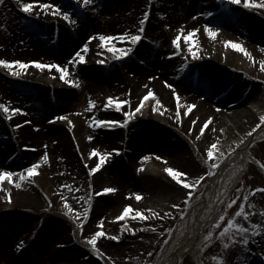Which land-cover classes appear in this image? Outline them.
<instances>
[{
    "label": "bare ground",
    "instance_id": "obj_1",
    "mask_svg": "<svg viewBox=\"0 0 264 264\" xmlns=\"http://www.w3.org/2000/svg\"><path fill=\"white\" fill-rule=\"evenodd\" d=\"M59 1L62 2L63 11L69 10V1ZM119 1L121 2L106 10L108 16L112 17L107 26L112 31L111 36L118 37L122 33L137 34L142 27L140 21L144 20L143 11L139 13L138 10L139 2ZM76 2L80 3L82 0ZM254 2L257 5H264V0H254ZM6 3L7 10L3 18L12 22L7 27V34L0 39V44L5 49L3 51L23 56L21 59L12 60L56 64L59 56L67 57L68 50L78 43L69 35L66 41L68 22L61 15H53L52 11L44 10L38 5V8L31 13L21 16L17 14L12 3ZM18 5L22 8L21 0ZM157 12L162 13L163 16L164 12L168 13L166 19L162 21L166 23L167 28H163L160 32L166 44L168 40L165 36L167 37L168 30L176 27L175 18L169 14L168 6L162 7L154 3L149 10L150 17L147 23L146 21L144 23L145 29L141 36L146 39L153 33L159 21L156 18ZM34 13L40 19L51 21L40 23L37 18L30 17ZM212 13L216 14L209 16ZM258 13L264 15V7H244L243 3L236 5L229 0H188L184 4V13L180 21L184 24V30L180 35L179 47L173 46L167 50L164 46L148 48L142 39L134 48L130 42L116 39L115 44L118 47H131L132 52L123 60H116L109 66L103 67L110 72L117 68L112 80L104 84L97 81L86 83L81 79L83 73L79 74V72L93 73V70L98 72L99 69L93 65L95 49L88 45V49L85 50L84 45L87 43H82L78 52L85 56V61L78 62L79 57L76 53L71 55L73 62H76V66L71 71L78 76L76 78L71 74L68 79L76 83L78 79L80 84H83L80 97L83 96L82 107L85 108L86 121L75 118L71 112L72 85L62 80L55 68L40 70L30 65L19 76L12 75V77L5 74L8 72L7 69L1 68L0 98L4 97L2 94L6 96V91L3 93L4 87H10L9 90L15 89L24 98L21 97L23 100L14 105L8 99H3L0 103L9 108L22 110L20 113H6L0 109V133L8 128L12 132L0 139V169L8 167L15 170L14 180L21 183L19 174L26 172L19 171L18 165L25 164L29 168L33 164H39V168L32 182L26 180L17 187L15 183L6 180L0 186L4 198V202H0V264H19V258L20 264H58L54 260L58 255L62 261H65L64 264H71L70 258L80 257L79 254L84 251L91 256H100L98 252L85 245L81 239V229L76 227L72 220V214L81 211L78 209V198L80 199L79 193L85 182L77 153L85 165L88 160V156L85 155L89 152V146H95L100 153L109 154L100 169L108 167L109 187L114 191L106 193L108 197L96 199L92 203L87 226L96 228V231L105 228L103 229L105 233L109 231L117 236L132 235L141 231L143 224L135 220V213L139 211L145 214L142 211L144 205L156 201V198L161 196L158 190L175 182L176 179L166 171L168 167L187 172L188 175L193 174V169L178 165L172 160V157L177 155L188 154L186 135L189 134L193 139L200 138L206 150L212 144L216 145L213 157L207 159L222 161V154L226 155L229 151L236 153L237 156L247 155L250 145L256 142L264 132V128L257 127L261 120L256 114L243 108L245 101L255 95V88L243 90L246 91L243 97L235 98V95L241 88H246L249 81H259L264 84V68L261 67L264 63V17L259 16ZM18 17L20 18L17 20ZM14 20L20 26L32 30L46 42L55 34H58L59 41L63 42L60 47L52 46V43L50 44L52 47H44V45L38 46L26 37L21 48L17 44L21 29H16ZM206 26L217 32L215 38L207 34ZM84 29L83 25L77 27L80 33ZM193 29L199 31L189 40L188 33ZM82 41L80 38V42ZM226 41L241 44L251 54V58L231 46H226ZM189 47L196 51V58H193L189 52ZM170 49L174 55L183 54V56L170 60L162 59L163 53L170 52ZM56 55H59L58 58L53 59ZM120 67L123 69H119ZM24 81H27L26 84ZM225 84L228 85L224 87ZM140 90L143 91L140 96L150 90L153 91L154 98L148 108L143 107L140 113H135L131 119H128L126 114L134 112L137 107ZM106 92L109 93V97L116 98L122 107L117 108L115 103L108 105V100L106 102L102 99V95ZM128 92L131 93L129 97ZM177 94L180 98V110L193 104L196 106L192 108L191 113L181 114L179 119ZM156 99L161 103L156 104ZM89 100L95 101L94 108L90 107ZM124 101L130 103L125 104ZM39 103L43 105L42 108L39 107ZM1 116L4 117L5 123L2 122ZM99 118L121 123L113 127H97L92 130L91 122ZM88 119L90 120L87 121ZM206 121L208 125L204 133H201L200 129L205 127ZM73 124L76 125L72 127ZM236 132H239L238 136L241 134V138L236 139L238 143L235 141L234 144L230 142L224 145L221 142ZM16 134L18 139L14 137ZM89 137L93 139L89 140ZM21 142L31 144L32 147H26L32 150L22 151ZM85 150L86 152H83ZM112 150L113 152L116 150L115 153H122L121 159L116 158ZM45 155L47 159L44 158ZM13 157L16 160L12 159ZM250 160L261 167L255 158L250 156ZM91 162L96 164V161L91 160ZM148 163L153 164L159 171L158 176L163 178V184L151 183L149 179L154 173L148 169ZM219 176L220 174L217 173L214 176L215 185L219 181ZM99 180L98 175L92 180L91 186L99 185ZM9 193L11 200L8 198ZM137 193L141 195L139 200L136 199ZM65 201L73 211H69ZM128 205L131 206V221L126 220L127 217L117 220L116 217L121 216L125 206ZM115 211L119 212L118 216L114 215ZM168 212L163 210L155 213L156 217L152 221L157 226H161L168 219ZM219 217L220 214L216 213L215 221L219 220ZM67 220L68 231L59 229L61 225L64 227L67 225ZM101 221L103 224L100 223ZM33 222L36 223L35 227L40 228L38 235L31 234L28 239L24 238L21 234L29 231V223ZM105 222L107 223L104 225ZM262 228H264L263 224ZM13 231L16 234L14 236H12ZM199 232L198 227L195 234L190 236L178 251L179 256H173L168 264H176V260L182 256V251L186 252L193 247ZM105 236L106 239L103 240L111 241L110 245H112L115 238L108 234ZM70 242L72 248L67 245ZM25 247L28 249L23 253L22 249L24 250ZM261 250L264 252V232L262 236L251 241L249 247L234 253V263L262 264L259 253Z\"/></svg>",
    "mask_w": 264,
    "mask_h": 264
},
{
    "label": "rangeland",
    "instance_id": "obj_2",
    "mask_svg": "<svg viewBox=\"0 0 264 264\" xmlns=\"http://www.w3.org/2000/svg\"><path fill=\"white\" fill-rule=\"evenodd\" d=\"M9 1L11 0H4V3L0 4V39L4 37V34H7V27H9L10 22H12L3 18L4 12L5 10H7L5 8V6H7L6 2L12 3L17 14L21 16H24L25 14L22 8L18 5L20 0H18V2L17 0H13L11 2ZM25 1L27 0H24V2ZM67 1L70 2V8L67 11L72 16L73 20H75V23L72 24L68 22L66 28V41H68L69 35L72 40L76 39L78 43L68 50L69 52L68 54H66L67 57L63 58L62 56L56 55L55 58L53 57V59H57V56H59L60 58L58 59L56 64H60L67 68L70 75H75L72 71L76 66V62H73L71 55L78 52V50L81 48L82 43H87L89 46H93V49H95V52L93 53V65H96V67L99 69L98 72H95L92 69L93 73H86L83 71L79 72V74L83 73V75H81V79L86 83L97 81L101 84H104L111 81L114 76L113 73L115 71L117 72V68L116 70L114 69V71L110 72L106 69H103V67H107L110 65V63L116 60H123L124 58H116L110 51H108L107 48L103 47L101 41L99 40V35L103 34L111 36L112 31H110L107 26L108 23H110L112 17L108 16L106 10L107 8L116 3H120L121 1L92 0V3L89 5H84L83 2L78 3L76 2V0L75 2H73L74 0ZM137 1L139 2V13L143 11V19L145 13L149 14V10L152 8V6H154V3H157L162 7L168 6L169 14L173 16V18H175L174 26L176 25L174 29H172L173 27L169 29L167 37L165 36L168 42L165 44V40L160 35L161 30L163 28H167L166 23L162 22L168 16V13L166 12H164V16L162 15V13H156V18L159 21L156 24L155 30L153 31V33H151L150 37L142 39L144 41V45H146V47L148 48L163 46L166 48V50L168 48H171L172 40L176 39L177 36H180L182 31L184 30V24L180 21L181 16L184 13V4L188 0ZM44 2L59 5L60 8L63 9L62 2L59 0H44ZM38 5L39 4H36L34 9L38 8ZM48 10L53 11L52 9ZM214 14L216 13H212L211 16ZM258 15L264 17L263 14L258 13ZM30 17L37 18L36 20H38V22L40 23L51 21L42 18L40 19L36 13H34L33 15L31 14ZM149 17L150 16L148 15L146 23L149 20ZM19 18L20 17H18L17 20ZM14 22H16V29H21V32L19 34L22 41L20 39H17V44L20 45L21 48L23 47V43L26 37L33 40L38 46L44 45V47H52L54 42H57L58 40L57 35H55L52 39L51 37L48 38V41L46 42L43 38H39L38 35H36L29 28L20 26L16 20H14ZM80 25H83L85 28L81 33L77 31V27H79ZM95 27H97L96 30L94 29ZM142 27L143 29H145L144 24H142ZM22 28H24L23 31ZM90 37L94 38L90 40ZM80 38H82V42H80ZM142 39L134 45V48L141 43ZM18 42L22 43L19 44ZM62 42L60 43V45L62 44ZM51 43L52 46H50ZM116 46L118 47V45ZM3 50L5 49L3 48V45L0 44V59L6 58L7 60L11 61L12 59H21L23 57L22 55L15 53L9 54L7 51ZM181 56H183V54H181ZM173 57L174 56L171 55V52H167L163 53L162 59L166 60ZM100 61H104V63H100ZM141 62L142 61L140 60V63ZM119 69H123V67H120ZM118 72L121 71L118 70ZM5 74L12 77V74H9L8 72H6ZM77 76L78 75H75L76 78ZM76 81V84H78L79 87L72 85V94L70 93L71 101L73 102L71 112L73 113L75 118L83 120L86 118V115L84 113L85 108L83 109L82 107L83 96L80 97V90L83 84H80V81L78 79ZM24 82V84H26L27 81ZM227 85L228 84H225L224 87ZM9 88H3V93L6 91V96L2 94L5 98H0V103L3 99H8L14 105L15 103L20 102V100H23L24 97L22 95L20 96L18 91H16L15 89L9 90ZM252 88H255V95L250 96L245 101L243 108L248 111L250 110L261 120V117H264V84L262 82L249 81L246 88H241L236 92L235 98L245 96V92L251 90ZM243 90L246 91L243 92ZM9 92L10 95H8ZM141 93H143L142 90L138 91L139 100L136 106L139 105L141 98L146 94L145 93L140 96ZM108 94L109 93L106 92L102 95V99L106 102L109 97ZM174 94L175 93L172 92V95ZM130 95L131 93L128 92V97ZM152 99L153 98H150L145 102L144 109L148 108ZM25 100L28 101L27 98H25ZM39 105V107H43V105H41L40 103ZM101 105L99 104V106ZM187 109L188 107H184L182 110H180V113L184 115L188 112ZM1 120L3 123H5L3 117L1 118ZM89 120L90 119H88L87 121ZM96 120H101V118L94 119V121L91 122L92 130L97 128L98 126H101L96 125ZM84 121H86V119ZM74 125L76 124H73L72 127ZM263 126L264 123H261L260 121V127ZM101 127L105 126L102 125ZM9 132L10 134L12 133L8 128L7 130H5V132L0 133V139L7 136V133ZM239 132L241 133V131ZM239 132H236V134H231L228 139L225 138L227 140H221V142L224 145H228L230 142L233 144L236 142L238 143V140L236 139L241 138V134L240 136H238ZM14 137L18 139L17 134ZM186 138V140L188 141V148L186 149V153L188 154L184 153L181 155H177L176 157H172V160L175 161L178 165H182L183 167L187 166L191 170H194L192 171V175L189 174L187 176L181 177V179L187 180L189 183H193L195 187L189 189L180 184L177 180H174L175 182L173 184H168L160 188L158 192L161 194V196L156 198V201L154 202H147L143 207L142 211L145 212L144 215L147 216L148 219L141 220L135 216V220L140 221V223L143 224L140 232H134L132 235L125 234V236L118 235L120 239L113 240V246L110 245L111 241L103 240V238L106 239V236L98 238L97 248L99 249L98 253L100 256H91L89 253L84 251L79 254L80 257L70 258L72 259L70 260L71 264H168L169 260L174 256V253L179 249L182 242L193 233L199 222L205 223L199 238L197 239L193 248L189 252L185 253L177 264H235V260L233 258L234 253L237 250H242L245 247H249L251 241L259 236H262V233L264 232V228H262V224L264 226V191H262V189H264V133L258 137V140L256 142L250 145L248 149L249 153L247 155L243 154L237 158L236 153L229 151V153H227L226 155L224 153L222 154L223 160L221 162L218 159H213L210 161L209 159H207L208 150H206V147L204 146L200 138L193 139L189 134L186 135ZM13 142L15 144L16 140L14 139ZM26 146L32 147L28 142H21V150H23V147L31 149L30 147ZM189 147H191L192 152H190L191 149ZM93 149L97 148L95 146L88 147L89 152H87L88 154L85 155V157L88 156V160L85 165L76 152L77 158L79 159V163L81 164V168L84 172L85 182L83 189L79 193L80 199L78 198V209H80L81 211H77L76 213L72 214V220L75 223V226L81 229V239L89 248H92V246L88 242L86 237H90L96 232V228H90L87 226V219L92 208V203L96 199H103L108 197V194H106L102 190L106 187H109V175H107L108 167L98 169L95 173H92L91 171L95 166V164H92L91 160H93V162L96 161V163L99 162L98 155H90ZM115 151L116 150H114L113 152L112 150V154H114L116 158L121 159L122 153H115ZM83 152H86V150ZM224 156L226 157L224 158ZM250 156L255 158L261 165V167H257L255 164H253L249 158ZM12 159H14V157ZM214 164L217 165V167L213 168ZM229 166H231V168L223 173V170L226 167L229 168ZM148 167L149 170L154 173V175L149 179L151 183L159 185L163 184V178L158 176L159 171L156 170V167L153 164H149ZM17 169L19 171H25V174H27L28 167L25 166V164L18 165ZM3 171H9L16 174L15 170L8 167L0 169V172ZM216 171L220 173L217 185H215V183L213 182ZM98 175L100 177L99 185L91 186L92 180L95 179V177ZM201 177H203V179H201ZM32 179H34V176L30 177L28 180L32 182ZM197 181H199V183H196ZM190 191L192 192V196L189 198L188 193ZM232 201H235V203L233 204ZM0 202H4L2 192H0ZM241 208H243L244 212L248 214L247 218H245L243 213L240 216L236 215ZM163 210L169 211L168 219H166V221L161 226H157L152 220L154 217H156L155 213H159L160 211L162 212ZM216 213L220 215L226 214L225 219L220 222L219 226H216V223H214V215ZM114 215L118 216L119 212L115 211ZM131 219V215L126 218V220H128L129 222L131 221ZM229 219H234L236 223L243 225V227L241 229H237L233 226L229 229V232L224 237H221L219 233L227 225ZM35 222L29 223V231L21 234L24 238H29L30 236H32L31 234H33L34 236L38 235L40 228L39 226L35 227ZM106 223L107 222H105L104 225ZM81 226L83 227L81 228ZM59 229H69V221L67 220V225L65 227L61 225ZM103 229L105 228H102V230L99 231L105 232V230ZM245 229L247 231H245ZM209 233H212V236L210 239H206ZM106 234L110 235L111 237L117 236L115 233L109 231H107ZM14 235L16 234L13 231L12 236ZM243 240H247L248 243L246 245L243 244ZM67 245L72 248L71 242L67 243ZM27 249L28 248L25 247L24 251L22 252L24 253ZM251 251L252 250H250V253ZM90 252L94 253L93 251ZM23 253H21V255H23ZM149 253H151V255H149ZM259 253L261 254L263 261V263H261L264 264V252L261 250L259 251ZM54 260L58 262V264L65 263V261H62V258L59 257V255L55 256ZM20 263L21 260L19 258V264Z\"/></svg>",
    "mask_w": 264,
    "mask_h": 264
},
{
    "label": "snow or ice",
    "instance_id": "obj_3",
    "mask_svg": "<svg viewBox=\"0 0 264 264\" xmlns=\"http://www.w3.org/2000/svg\"><path fill=\"white\" fill-rule=\"evenodd\" d=\"M82 2L84 5H89L92 3V0H82ZM229 2L236 4V5L243 3L244 7H256V6L264 7V5H257L254 2V0H229ZM3 3H4V0H0V4H3ZM21 3H22V10L25 13H31L33 11V9L35 8V5L39 4L40 8H42L44 10L52 9L53 15L59 14L67 22L72 23V24L75 23V20H73L72 16L67 11H63L59 5H56L53 3H46V2H44V0H27V2H23V0H21ZM148 15H149L148 13L144 14V20L140 21L141 24L145 23V21L148 19ZM205 30L210 37L215 38L217 36V32L214 31L212 28L206 26ZM198 31H199L198 29H193L192 32H189L188 33L189 40H191L193 35ZM143 32H144V29H143V27H141L139 29L138 33L134 34V35H130L128 33H122L118 37H113V36L101 34V35H99V40L101 41L102 46L107 48L108 51H110L116 58L122 59L124 57H127L131 53L132 49H131V47H128V48L117 47L115 44V40L119 39L120 41H128L132 45H135L136 43H138L142 39L141 33H143ZM93 38L94 37H90L89 39L91 40ZM180 39H181V37L177 36L176 40H174V43L176 44L177 47H179V40ZM225 45L231 46L233 49L238 50V51L244 53L245 55H247L251 58V54L241 44L235 43L233 41H226ZM84 49L85 50L88 49V44L84 45ZM189 52L192 54L193 58H196V51L192 47H189ZM76 56L79 57L78 62L85 61V56L82 55L80 52H77ZM100 63H104V61H100ZM30 65H34L37 69H40V70H44V69L51 70V69L55 68L60 73V78L62 80H65L70 85H75V86L79 87V85L76 84V82L74 80L68 79V77L70 75L69 70L60 64H51V63L45 64V63H42L40 61L25 62V61H20V60L9 61L7 59H0V67L7 69L8 72H10L14 76H19L21 74V72L25 71ZM261 67L264 68V63H262ZM17 69H19L20 71H17ZM168 86L172 87L171 85H168ZM154 95L155 94L153 91H151V90L148 91L141 98L140 103L135 108L134 112H128L126 114L128 116V119H131L135 113H140L141 109L144 107L145 102L148 101L150 98H154ZM176 99H177V118L179 119L181 116V113H180V98H179L178 94L176 96ZM114 103H115V106L117 108L122 107V104L120 102L116 101V98L109 97L108 98V105H112ZM123 103L127 104V103H130V101H124ZM160 103H161V101L159 99H156V104H160ZM89 105L91 108H94L95 107V101L89 100ZM194 107H196L194 104L188 106V109H187L188 113H191L192 108H194ZM0 109H2L6 113H20V112H22V110L20 108H9L5 104H0ZM61 118H63V117H61ZM9 119H11V116H9ZM95 123H96V125H103L105 127H113L116 124H119L121 122L116 121V120H112V121L96 120ZM261 123H264V117H261ZM193 124H195V121H193ZM207 125H208V122L206 121L205 127H202L200 129L201 133H204V130L207 127ZM17 127H20V125H17ZM257 127H260V125L258 124ZM253 131H255V129H253ZM91 139H93V138L89 137V140H91ZM215 148H216L215 144H212L208 148L207 154H208L209 158L213 157V150ZM92 155H94V156L98 155L99 156V162L96 163L95 166L91 170L92 173H95L106 162V157L109 154L100 153L98 149H93ZM44 158L47 159L48 158L47 155H45ZM144 159H147V157H144ZM215 167H217V165L214 164L213 168H215ZM38 168H39V164H33L31 167H29L27 169V174H24V173L19 174V181L22 183L23 181H26L30 177H33L34 175H36ZM166 171L172 177H174L180 184L185 186L186 188L191 189V188L195 187V185L193 183H189L187 180L181 179V177L187 176L188 175L187 173H184V172L177 170V169H174L172 167H168L166 169ZM15 175L16 174L9 172V171L0 172V186H2L3 183L7 180L10 183H15L17 187H20L21 183H18L16 180H14ZM201 179H203V177H201ZM196 183H199V181H197ZM102 191L105 193H108V192L114 191V189L110 188V187H106ZM262 191H264V189H262ZM188 196H189V198L192 196L191 191L188 193ZM8 198H9V200H11V193H9ZM136 199L137 200L141 199V195L139 193L136 194ZM232 203L234 204L235 201H232ZM65 206L68 207L70 212L73 211V209L67 204V201H65ZM229 206H231V205H229ZM176 207H178V206H176ZM130 212H131V206L130 205L125 206L122 215L119 217H116V219L120 220V219H123L125 217H128L130 215ZM242 213L244 214L245 218H247L248 214L244 212L243 208H241L237 212L236 215L240 216ZM225 215H221L219 217V220L217 221L216 226H219L220 222L225 219ZM135 216L141 220L148 219V217L145 216L143 212H139V211H137L135 213ZM100 223L103 224V221H101ZM233 226L237 229H241L243 227V225L236 223L234 219H229L227 225L223 228V230L219 233V235L221 237H224L229 232V229L232 228ZM82 227L83 226H81V228ZM245 231H247V230L245 229ZM105 235H106V233L104 231H96L94 235H92L90 237H86V239L91 244L93 250H95L96 252H99V249L97 248V239H98V237H103ZM211 236H212V233H209L208 236L206 237V239H210ZM114 238L117 240L120 239L119 236H116ZM22 243L23 242H21V244ZM242 243L246 245L248 243V241L243 240ZM149 255H151V253H149Z\"/></svg>",
    "mask_w": 264,
    "mask_h": 264
}]
</instances>
